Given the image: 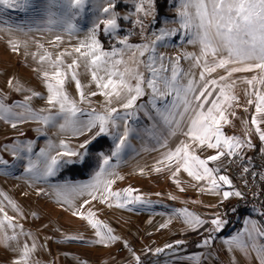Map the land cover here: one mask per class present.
Here are the masks:
<instances>
[{"label":"snow or ice","instance_id":"1","mask_svg":"<svg viewBox=\"0 0 264 264\" xmlns=\"http://www.w3.org/2000/svg\"><path fill=\"white\" fill-rule=\"evenodd\" d=\"M154 4L155 0H136L132 15L143 13L145 18L153 15ZM0 6L24 11L32 9L42 17L47 26L45 30L63 29L69 35L79 31L77 20L88 7H91L93 13L102 14L93 20L87 39L73 49L77 55L72 63L65 64L63 59L65 55L71 56V52L60 53L55 59L47 52L39 57L41 64L47 62L48 65L43 71L48 92L46 102L50 106L44 110L47 114L32 110L28 103L31 97L16 105L17 108L23 109V112L19 113L0 101V120L11 121L12 127H16L17 120L31 119L45 126L58 127L62 132L71 131L76 136L96 130L91 140L80 145V148L85 150L83 152L70 149L63 141L55 155L52 154L55 146L51 141L47 149H41L38 154H33L31 142L23 148H14L15 159L23 164L30 179L46 180L57 175L67 165H86L89 161L88 145L93 140L108 136L113 139L110 154L100 152L101 166L92 180L83 184L59 186L57 195L61 196L64 202H70L67 197L69 192H87L93 200L99 192L102 193L103 202L114 199L117 207L124 208L133 203L144 204L145 201L141 197L132 195L133 189H127L123 193L113 192L111 189L114 180L109 178L116 175L111 165L112 159L119 160L126 150H132L131 138L134 135L140 137L142 133L155 140L160 148L166 149L159 163L169 166L174 163L176 174L183 169L195 181H206L209 185L207 191L215 194H220L222 185L231 188L232 180L227 175L220 174L219 166L209 167V163L220 161L222 157L237 158L242 148L253 147L250 139L242 140L237 136H228L222 130L225 124L230 123L229 115H235L234 112L230 113L229 109L232 108L233 102H238V97L234 94L238 81L231 79L235 73L258 72L257 76L243 82L250 86V89L246 90L248 103L255 105L251 124L255 126L259 139L264 142V129L261 128V124H264V0H175L173 7L179 18V29L162 28L158 33H153L155 39L144 44H130L127 37L120 38L118 43L123 47L114 46L111 51L103 49L97 38V31L103 25V31L109 36L115 38L119 35V20L129 17L120 16L116 0H44L43 3H37L35 0H0ZM135 23L143 30V19H137ZM180 30L189 37L188 43L200 48L199 55L185 54V58L190 59L194 67L201 69L198 81L180 67L179 57L166 58L158 52V45ZM55 42H62V37L57 35ZM17 47L18 44L13 42V48ZM39 47L43 48V45ZM145 55L146 60L143 59ZM81 61L99 89V92L94 91L91 95L99 94L105 97L107 106L102 113L95 109L85 111L80 107V104L88 102L78 78ZM220 69L226 74L217 79L213 73ZM69 75L79 91V103L72 99L65 89ZM257 85L261 87L258 88ZM145 96L148 100L144 104H138L137 101ZM114 101L119 103V108L111 107ZM141 112L151 122L150 126L141 127L138 123H133L140 120ZM113 129H116L115 133ZM178 133L187 137L190 142L181 141L175 148H168V140ZM193 144L201 148L206 146L216 149L217 154L201 159L192 151ZM65 157L68 159H64ZM72 157L76 159L73 160ZM0 166L9 169L16 165H10L0 157ZM156 170L161 169L158 167ZM243 170L248 172L249 169L246 166ZM222 195L225 200L232 196L243 199V194L239 191H223ZM0 196L3 197L0 199V242L9 244L14 241L20 247V258L16 259L14 264H33L30 256L36 250V244L33 242L31 246L27 243L20 246V236L30 234L24 233L22 226L19 232L16 231L18 226L5 212L4 202L16 211L17 205L6 195L0 193ZM179 214L194 230L205 224L201 217L187 209L181 210ZM74 215L88 220L96 229L99 243L117 239L112 235L110 227L94 219L92 212L85 216L78 210ZM227 223V220L216 216L211 220L214 226L211 231L219 233ZM244 223L243 233L238 232L225 243L235 245L245 256L249 255L250 249L255 251L260 264H264V244L259 243V240L264 238V223L251 219L245 220ZM7 229H12L11 235ZM211 231L209 236L200 242L199 247L211 245L214 239ZM247 241L251 242L250 245ZM167 247L172 248L173 245ZM162 252L164 249H156L157 255ZM135 259L137 264H142L139 256Z\"/></svg>","mask_w":264,"mask_h":264},{"label":"rangeland","instance_id":"2","mask_svg":"<svg viewBox=\"0 0 264 264\" xmlns=\"http://www.w3.org/2000/svg\"><path fill=\"white\" fill-rule=\"evenodd\" d=\"M35 2L43 3L44 0H35ZM116 2L120 16L129 18L119 20V35L115 38L103 31V25L100 26L97 31V38L105 51H111L114 46L122 48L123 46L118 43L120 38L127 37L130 44H144L155 39L153 33H158L162 28L179 29V18L175 7H173L175 0H155L153 15L146 18L143 13L132 15L136 0H116ZM158 6L162 8H158ZM160 10L164 13L159 14ZM97 15L102 14L93 13L91 7H88L83 16L77 20L79 31L69 35L63 29L53 28L51 31L45 30L47 26L43 23L42 17L37 15L32 9L24 11L18 10V8L0 6V49L2 51L5 48L4 45L6 40H8L10 46L7 51L12 63L9 67L2 63L0 67V101L19 113L23 112V109L17 108L16 105L24 103L27 97H31L28 103L32 110L47 114L44 110L49 109L50 106L46 102L48 92L43 71L48 68V65L47 62L41 64L39 57L47 52L51 53L53 59H55L60 53L71 52V56L65 55L63 59L65 64L72 63L77 55L73 52V49L81 41L87 39L88 30L92 27V22ZM7 19H9L10 25L13 22L12 20H14L15 28L8 25ZM137 19L144 20L143 30L135 23ZM57 35L62 37V42H55ZM188 39L189 37L180 30L176 35L158 45V52L162 53L166 58L175 59L179 57L180 67L185 73H191L198 81L201 69L194 67L193 62L185 58V54L199 55L200 48L198 45L188 43ZM13 42L18 44L15 49L13 48ZM39 45H43V48H40ZM127 58L126 55L125 59ZM143 59L146 60L147 55ZM141 71H143L142 67ZM78 74L85 95L88 97V102L80 104V107L85 111L95 109L97 112L102 113L107 106L105 97L99 94L96 96L91 95L94 91L99 92V89L96 88L95 83L91 80L90 73L83 61H81ZM225 74L224 70L220 69L213 73V76L218 79L220 75ZM257 75L258 72H241L235 73L231 78L238 81L234 90V94L238 97V102H233L229 112H234L235 115H229L230 123L225 124L222 130L231 131L232 136H236L235 132L237 130H244L243 132L247 133L249 127L251 128V115L255 114V105L248 103L249 96L246 95V90H249L250 86L243 81ZM186 82L187 79L185 80ZM257 87L260 88L261 86L257 85ZM65 89L68 95L79 103V91L76 88L75 81L71 80L70 75L66 80ZM33 93L38 95H33ZM213 96H215V93H213ZM251 98L255 99V97ZM147 100L148 97L145 96L143 99L138 100L137 103L144 104ZM119 106V103L115 101L111 105V107L117 108ZM143 115V112L139 113L140 118ZM258 118L260 119V117ZM15 122L16 127H12L11 121L0 120V157L7 160L10 165H16L9 169H4L0 166V193L9 197L17 205L18 211L13 210L6 201L4 202L5 212L9 217L13 218V223L18 226L16 231L19 232L20 226H22L23 232L30 234L29 236H20V246L29 242L40 244V247L43 245L44 250L49 255V259L44 262L52 264L50 261L54 259L56 242L60 238L68 239V233H77V237L81 239L86 238L90 233L96 235V229L92 227L88 220L81 218L79 215H74L79 210L85 216L92 212L96 221L111 227L112 235L117 237L115 241L109 242L111 245L114 246L119 240L125 246L127 245L125 249L123 246H115L113 250L114 260L127 259L129 261L130 258H134L136 261L135 257L138 255L136 251H133L135 249L132 250L135 231L128 233L123 231L127 227L128 229L131 227V230L134 228V224L137 222L135 215L138 212L136 205L128 204L124 208L117 207L114 199L103 202L101 199L102 193L99 192L94 200L87 192L83 194L69 192L67 197L70 202L67 203L64 202L61 196L57 195L59 186L64 184H83L92 180L101 166L100 152L110 154L112 151L114 141L111 136L97 137L88 145L89 161L86 165H67L53 177H49L46 180H33L24 171L23 164L15 159L14 148H23L31 142L33 154H38L41 149H47L49 141H51L55 146L52 149V154L55 155L56 150L60 149V144L63 141L70 149L83 152L85 150L81 149L80 145L87 140H91L96 130L76 136L71 131L62 132L58 127L45 126L31 119L17 120ZM133 123L140 124V121ZM112 131L115 133L116 129ZM179 138L182 141H188L187 137L183 135H179ZM239 138L245 139L246 137ZM141 140L143 143L148 141L145 135L140 137L134 135L131 138L133 149L129 150L130 152L125 151L119 160L112 159L111 165L116 173L115 176L109 177L114 180L111 189L113 192L123 193L126 185L142 186L137 181L138 179L135 178L137 174L136 166H132L143 160L136 158L139 154ZM21 154L23 155V153ZM127 154L130 156L127 157ZM64 159L68 158L65 157ZM71 159L75 160L76 157ZM125 164H128L127 168L124 167ZM179 174L183 175L184 180L186 179V173L183 169L175 175ZM2 198L0 196V199ZM115 207L116 210L117 208L127 210L132 216L121 215L118 212L119 210L116 211L114 209ZM0 218H2V214H0ZM60 231H67L68 233L59 237L61 235ZM7 232L11 235L12 229H7ZM121 247L124 250L119 251ZM126 248H128V251ZM13 257L16 259L20 258V247L17 246L16 242L12 241L9 244L0 242V264H14L10 260ZM30 260L32 261L33 258H30ZM33 264L44 263H39L37 259L33 260Z\"/></svg>","mask_w":264,"mask_h":264},{"label":"crops","instance_id":"3","mask_svg":"<svg viewBox=\"0 0 264 264\" xmlns=\"http://www.w3.org/2000/svg\"><path fill=\"white\" fill-rule=\"evenodd\" d=\"M12 21L10 25V21L7 19L8 25L15 28V22L14 20ZM9 46L10 44L6 40L5 48L2 51L0 49V67L2 63L6 64L7 67L12 64L7 51ZM139 121L141 127L150 126L151 124L144 115ZM261 128L264 129V124H261ZM226 131L228 134H226ZM243 131L237 130L235 132L236 136L246 137L242 140L250 139L253 147L248 148L245 146L242 148L240 156L245 157L254 154L257 147H259V153L264 154V142L259 139L258 133L255 132V126L251 125L247 133ZM224 132L226 135L232 136L231 131L226 129ZM141 135L143 136V133ZM179 135L181 134L178 133L175 137L168 140V148H175L182 141ZM146 139L148 140L146 143L141 140L139 154L136 157L143 160L132 165L133 167L136 166L137 174L135 178L138 179L137 181L142 186L126 185L123 191L133 189L132 195L139 196L145 201L144 204H132L138 207V212L135 215L137 222L134 224V228L132 227V230L131 227L123 229L126 233L135 231L132 250L135 249L133 251H136L142 264H260L255 251L250 249L249 255L245 256L235 245L230 246L225 243V241L231 240L238 232L243 233L245 220L251 219L263 223L258 211L251 210L243 213L235 226H229L227 223L223 231L219 233L211 231L214 228L211 220L216 216L227 220V212L241 199L232 196L225 200L222 195L223 191H239L243 194V189L233 184L227 157H222L220 161L209 163V167L215 168L219 166L221 169L220 174L227 175L232 180L231 188L228 185H222L220 194H215L207 191L209 185H207L206 181L197 182L188 176L186 172L185 180L183 175H175L176 167L174 163L171 166L160 164L159 161L163 158V153L166 149L160 148L156 141L148 136H146ZM192 151L200 156L201 159H207L217 154L216 149H209L206 146L201 148L197 144L192 145ZM126 152L130 151L126 150ZM128 156L130 155L127 154ZM128 164L131 165L129 162ZM128 164H125L124 167L128 166ZM158 167L161 169L160 171L156 170ZM187 195H190L191 198H186ZM166 198H174L177 202L174 206H168L165 203ZM114 209L116 210V207ZM184 209L201 217L205 224L194 230L185 222V218L179 214ZM117 210H119L118 212L121 215L132 216L125 209L117 208ZM210 231L214 237L211 245L209 247H199L200 242L209 236ZM60 232L61 235L59 237L68 233L67 231ZM69 234H67L68 239L62 237L56 242V252H54V259L49 260L50 263L137 264L134 258H130L129 261L127 259L114 260L113 250L115 246H123L124 249L127 246L120 240L113 246L109 242L99 243V237L92 233L83 239L77 237V233ZM70 237H77L78 239H69ZM245 240H247L246 237ZM247 242L250 245L251 242ZM32 243L29 242L27 244L31 246ZM259 243L264 244V238H261ZM35 244L36 250L33 252L34 254H31L30 258H33V260L38 259L39 263L47 264L44 261L49 259L48 252L44 250L43 245L40 247V244ZM168 245H173V247L168 248ZM121 249L123 248L121 247ZM156 249H164V252L157 255ZM10 260L14 262L16 258L13 257Z\"/></svg>","mask_w":264,"mask_h":264},{"label":"built area","instance_id":"4","mask_svg":"<svg viewBox=\"0 0 264 264\" xmlns=\"http://www.w3.org/2000/svg\"><path fill=\"white\" fill-rule=\"evenodd\" d=\"M226 134L228 132L226 131ZM233 184L243 189V199L237 201L227 212L229 226H235L240 216L248 211H258L264 223V154H252L245 157L228 158ZM248 172H244V167ZM186 198H191L187 195ZM177 200L165 199L168 206H174ZM119 251H122L120 249Z\"/></svg>","mask_w":264,"mask_h":264},{"label":"trees","instance_id":"5","mask_svg":"<svg viewBox=\"0 0 264 264\" xmlns=\"http://www.w3.org/2000/svg\"><path fill=\"white\" fill-rule=\"evenodd\" d=\"M158 1H159V0H158ZM158 3H159V2H158ZM159 6H160V3H159ZM159 6H158V8H162V7H159ZM163 13H164V12H162V11L160 10L159 14H163ZM254 154H255V155H256V154H260V153H259V147L256 148ZM232 207H233V206H232ZM232 207H231V208H232Z\"/></svg>","mask_w":264,"mask_h":264}]
</instances>
